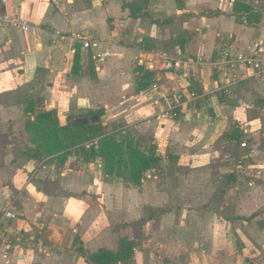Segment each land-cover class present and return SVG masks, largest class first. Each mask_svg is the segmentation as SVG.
<instances>
[{
	"label": "crops",
	"instance_id": "0c3cea01",
	"mask_svg": "<svg viewBox=\"0 0 264 264\" xmlns=\"http://www.w3.org/2000/svg\"><path fill=\"white\" fill-rule=\"evenodd\" d=\"M225 52L264 60V0H0V264H264V67L224 93ZM153 83L198 98L157 119ZM39 99L64 123L103 108L158 164L134 184L44 158L26 131Z\"/></svg>",
	"mask_w": 264,
	"mask_h": 264
},
{
	"label": "trees",
	"instance_id": "16d2710c",
	"mask_svg": "<svg viewBox=\"0 0 264 264\" xmlns=\"http://www.w3.org/2000/svg\"><path fill=\"white\" fill-rule=\"evenodd\" d=\"M247 19L250 23H257L260 20V15L255 14ZM150 76L151 74L148 72L143 73L139 90H145L148 87ZM89 115L92 117L90 122L59 127L52 120L49 112H43L36 115L33 122L26 124V131L29 136H33L32 134H36L37 131L42 132L46 140L51 143L50 146L47 144V154L68 149V147L82 144L93 138H99L97 149L90 148L87 152L90 156H99L103 159L104 173L107 176H115L123 181L138 184L145 171L158 164L154 152L142 153L136 141H129L125 146L117 143L114 136H105L99 123L93 119L94 117L99 119L97 113L90 112ZM30 142L39 143V147H43L42 142H38L34 137H30ZM101 255L107 259L113 258L107 253H101Z\"/></svg>",
	"mask_w": 264,
	"mask_h": 264
},
{
	"label": "built area",
	"instance_id": "2783aa9c",
	"mask_svg": "<svg viewBox=\"0 0 264 264\" xmlns=\"http://www.w3.org/2000/svg\"><path fill=\"white\" fill-rule=\"evenodd\" d=\"M13 27H16L24 32H35V29L28 25V22L23 19H12L8 18L6 20ZM97 45L90 42H83L82 47L85 50L93 51ZM92 60L95 62L102 61V56L97 52H93ZM167 61V60H165ZM179 63L174 62L172 67H178ZM218 70L228 76L227 84L223 88L224 93H228V89L231 86L237 85L241 80L245 78L255 77L263 71L264 60L258 52L251 54H230L225 52L221 58L220 63L217 65ZM189 88L185 86L180 93L168 94L163 90L157 83H153L149 86L147 91L143 93L145 101L148 103V107L153 111L151 117H156L157 119L172 120L177 117L178 107L182 104V92L186 94V102L195 101L198 96L195 92L189 91ZM246 143H242L241 147L245 148ZM86 149L97 148V141L93 140L85 144ZM2 218L6 221L14 220L16 215L11 211L10 208L2 210ZM1 224V223H0ZM1 234V226H0Z\"/></svg>",
	"mask_w": 264,
	"mask_h": 264
},
{
	"label": "rangeland",
	"instance_id": "374dc122",
	"mask_svg": "<svg viewBox=\"0 0 264 264\" xmlns=\"http://www.w3.org/2000/svg\"><path fill=\"white\" fill-rule=\"evenodd\" d=\"M37 101H38L37 106H35V107H37V109L35 111L32 110V116L34 117V119H35L36 115L45 112L44 108L40 105V99ZM104 111L105 110L103 108L98 107V108L94 109V111H87L84 114L79 113V114H75L72 116H67L65 119L66 120L65 123H64V114L62 112L58 113L57 111H53V112H49V113L51 114L52 120L55 121L59 127H63V126L70 125V124H78V123L82 122V120H86L87 122H90L92 117H91V115H89V113L90 112H96L97 115L99 116L98 123H99V125L102 129V132L104 133L105 136H110V135L114 136V139L116 140V142L121 143L123 146H125L126 143L129 141H135L136 133L134 132V129H132L130 127L129 128L125 127V125L123 123H120L119 121L118 122L115 121L110 125H103L104 121L102 120V117L105 114ZM119 116H120V114H118L116 117H119ZM47 123H48V121H47ZM32 135L33 136H31V135L29 136V140H30V137H34L38 140V142H42L43 147L42 146L39 147V143H37V144L32 143V142H30V143L33 146L34 150H39V148H40L39 151L42 152L44 158L56 159V161L58 163H64L69 158V156L71 154H73V153L77 154L78 153L81 155V157L85 161H90V162L100 161L102 168L104 166V162H103L102 158H100L99 156H94V157L92 155L90 156L87 152L89 149L85 148V144H87L93 140H96L98 143L99 138H93V139L88 140L82 144L68 147V149L58 151V152H52L51 154H47V152H48L47 144L50 146L51 143L46 140V138L42 134V132L37 131L36 134H32ZM138 146H139V150L142 153L147 154L149 151L150 152L154 151L155 143L149 141L146 143L143 142V143L139 144V140H138ZM94 149H97V148H94ZM105 259L107 261H110V259H107V258H105Z\"/></svg>",
	"mask_w": 264,
	"mask_h": 264
},
{
	"label": "water",
	"instance_id": "95a60500",
	"mask_svg": "<svg viewBox=\"0 0 264 264\" xmlns=\"http://www.w3.org/2000/svg\"><path fill=\"white\" fill-rule=\"evenodd\" d=\"M34 155H35L36 157H39V154H38V153H34Z\"/></svg>",
	"mask_w": 264,
	"mask_h": 264
}]
</instances>
